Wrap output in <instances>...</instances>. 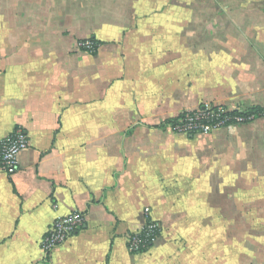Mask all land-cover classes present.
Instances as JSON below:
<instances>
[{
	"label": "crops",
	"instance_id": "1",
	"mask_svg": "<svg viewBox=\"0 0 264 264\" xmlns=\"http://www.w3.org/2000/svg\"><path fill=\"white\" fill-rule=\"evenodd\" d=\"M204 105L264 109V0H0V140L28 135L0 169V264H264V117L169 129Z\"/></svg>",
	"mask_w": 264,
	"mask_h": 264
},
{
	"label": "built area",
	"instance_id": "2",
	"mask_svg": "<svg viewBox=\"0 0 264 264\" xmlns=\"http://www.w3.org/2000/svg\"><path fill=\"white\" fill-rule=\"evenodd\" d=\"M78 47L88 53L97 50L98 43L88 38L78 42ZM236 110L238 114H232ZM264 117V109L249 112L248 109L236 107L229 109L222 105H204L197 109L183 111L168 123L171 131L183 135L209 134L233 124ZM28 147V135L20 126L0 140V169L6 174H13L18 169V156ZM84 215L73 211L56 217L43 234L39 246L44 254L72 239L82 228ZM160 230L159 224L146 215L145 223L138 231L125 235V245L129 253H140L154 241Z\"/></svg>",
	"mask_w": 264,
	"mask_h": 264
},
{
	"label": "trees",
	"instance_id": "3",
	"mask_svg": "<svg viewBox=\"0 0 264 264\" xmlns=\"http://www.w3.org/2000/svg\"><path fill=\"white\" fill-rule=\"evenodd\" d=\"M260 110H262V109H261V108H258V107H251V108L248 109L249 112L260 111ZM238 113H239V112L236 111V110H234V111L232 112V114H238ZM172 120H173V119L169 120L168 123L171 122Z\"/></svg>",
	"mask_w": 264,
	"mask_h": 264
}]
</instances>
